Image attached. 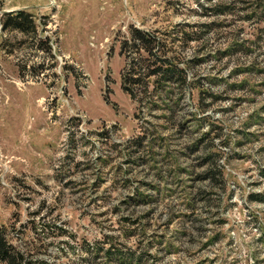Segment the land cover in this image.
<instances>
[{
    "label": "rangeland",
    "instance_id": "1",
    "mask_svg": "<svg viewBox=\"0 0 264 264\" xmlns=\"http://www.w3.org/2000/svg\"><path fill=\"white\" fill-rule=\"evenodd\" d=\"M131 26L191 60L172 118L121 89ZM0 226L25 264H264V0H0Z\"/></svg>",
    "mask_w": 264,
    "mask_h": 264
},
{
    "label": "trees",
    "instance_id": "2",
    "mask_svg": "<svg viewBox=\"0 0 264 264\" xmlns=\"http://www.w3.org/2000/svg\"><path fill=\"white\" fill-rule=\"evenodd\" d=\"M1 28L31 34L32 37H35L36 34V25L32 15L21 9L3 13ZM192 38L198 39L200 36L190 37L187 32H182L176 34L175 37V39H179L180 47L186 45ZM169 50L165 39L155 32L132 26L129 29L128 37L121 41L119 53L124 55L125 60L121 70L120 86L123 92L136 104L135 118H138L144 107L151 108L161 105L166 107L169 117L172 118L174 109L181 103L183 96L187 95L190 99L192 89L195 87V80L188 70L191 60L184 58L181 49L170 50L171 52ZM150 84L152 85L151 89H149ZM139 130L143 134L131 138V141L137 146H141L147 132L151 133L140 124ZM200 176L221 182L219 179L222 176V171L213 167L201 173ZM51 228L53 236L58 235V230L61 229L54 224ZM7 234V228L0 226V264H25L24 252L16 250L10 244ZM101 250H103V257L108 264L109 261L116 260L122 261L124 264H137L141 259L140 256H135L133 250L124 252L120 248L110 246ZM95 252H98V248Z\"/></svg>",
    "mask_w": 264,
    "mask_h": 264
}]
</instances>
